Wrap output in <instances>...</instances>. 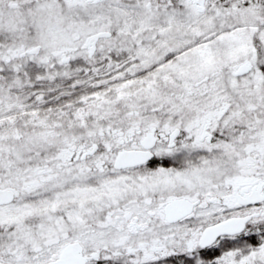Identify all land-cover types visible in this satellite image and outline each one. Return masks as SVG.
<instances>
[{
  "label": "snow or ice",
  "instance_id": "6c2138e0",
  "mask_svg": "<svg viewBox=\"0 0 264 264\" xmlns=\"http://www.w3.org/2000/svg\"><path fill=\"white\" fill-rule=\"evenodd\" d=\"M0 264H264V0H0Z\"/></svg>",
  "mask_w": 264,
  "mask_h": 264
}]
</instances>
